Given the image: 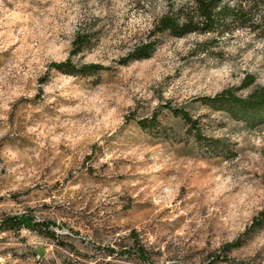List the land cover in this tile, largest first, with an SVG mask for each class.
Wrapping results in <instances>:
<instances>
[{
	"label": "rangeland",
	"instance_id": "1",
	"mask_svg": "<svg viewBox=\"0 0 264 264\" xmlns=\"http://www.w3.org/2000/svg\"><path fill=\"white\" fill-rule=\"evenodd\" d=\"M136 1L0 0V220L46 227L0 231V264H264V225L219 254L264 210V125L199 101L264 85V39L236 30L204 49L210 36L162 34L121 65L164 9ZM78 31L89 41L72 55ZM67 60L102 69L50 67ZM171 109L222 145L196 143Z\"/></svg>",
	"mask_w": 264,
	"mask_h": 264
},
{
	"label": "trees",
	"instance_id": "2",
	"mask_svg": "<svg viewBox=\"0 0 264 264\" xmlns=\"http://www.w3.org/2000/svg\"><path fill=\"white\" fill-rule=\"evenodd\" d=\"M140 0L136 3L139 4ZM163 11L153 18L149 37L147 40L134 45L119 63L147 59L155 47V36L166 34L170 37L181 39L189 35H207L210 41L199 44L207 49L210 44L217 42L224 36H230L236 30L246 31L255 39H264V0H164ZM88 37L84 32H76L71 42L72 55L80 53L88 44ZM51 69L71 76H88L102 68L95 64L73 66L68 60L50 64ZM253 84L251 76H244L240 81L238 90L249 89ZM200 104L212 112L226 114L230 120L242 123L246 127H256L264 125V85L255 86L245 97L234 94L232 89H224L210 97H201ZM171 114L187 126V130L192 132L194 141L204 144L207 150L215 149L222 145L220 140L204 138L199 132L196 121L192 120L189 114L182 109H171ZM154 116L150 118L154 122ZM146 122L139 120L137 123L144 128ZM220 144V145H219ZM264 225V210L251 219L241 237L231 243L224 244L219 249V254L226 255L231 250L238 248L243 241L248 239L255 230ZM25 229L28 231H45V224L34 222L27 215H16L5 217L0 220V231H18ZM46 233V232H44ZM144 251L140 247L136 256L142 262ZM226 258L220 261H226ZM218 257L214 258L217 262ZM237 264H263L262 262L241 261Z\"/></svg>",
	"mask_w": 264,
	"mask_h": 264
}]
</instances>
